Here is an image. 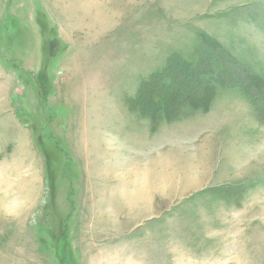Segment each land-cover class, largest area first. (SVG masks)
I'll return each mask as SVG.
<instances>
[{"label":"rangeland","instance_id":"374dc122","mask_svg":"<svg viewBox=\"0 0 264 264\" xmlns=\"http://www.w3.org/2000/svg\"><path fill=\"white\" fill-rule=\"evenodd\" d=\"M1 77L0 264H264V0H0Z\"/></svg>","mask_w":264,"mask_h":264},{"label":"crops","instance_id":"0c3cea01","mask_svg":"<svg viewBox=\"0 0 264 264\" xmlns=\"http://www.w3.org/2000/svg\"><path fill=\"white\" fill-rule=\"evenodd\" d=\"M7 75H8V73H7ZM2 78L3 77H1L0 79H2ZM7 98L9 100L8 101L9 104H7V102H6ZM14 113H15L14 102L13 101L10 102L9 96L8 97H6V95L2 96V98L0 99V157H1L2 161H12L13 156H11V153H9V152L6 153L4 151L5 150L7 151V148L9 146H12V149L17 146V144L14 145L16 143V138L14 140H12L13 137L8 136L7 135L8 133L4 132L6 129H12L11 126L9 127L8 123H10V118L15 116ZM15 130H16V128L13 131V135H14ZM1 134L4 138H1ZM20 140L22 141V144H21L22 147H23L24 143H26V147H28V144H27L28 142L25 139V137H24V139L21 138ZM30 140L32 141V143L36 142L32 136H31ZM206 142H208V141L206 140ZM19 143H20V141H19ZM191 143H193V142H191ZM202 144H205V143H202ZM21 146H20V150H21ZM171 158L173 159V157H171ZM171 158L169 160H165V158H164L163 160L159 159L156 161H173L174 159L172 160ZM187 161H190V160L187 159ZM194 161H198V160H194Z\"/></svg>","mask_w":264,"mask_h":264},{"label":"trees","instance_id":"16d2710c","mask_svg":"<svg viewBox=\"0 0 264 264\" xmlns=\"http://www.w3.org/2000/svg\"><path fill=\"white\" fill-rule=\"evenodd\" d=\"M182 67H184L185 69H188L189 68V66L188 67H185L184 65H182ZM181 68V66H175V67H173L171 70H173V72H182L181 70L182 69H180ZM252 79V82L253 83H255V79L254 78H251ZM199 81V80H198ZM159 81L157 80V79H154V80H152V81H150V83H148L149 84V87L150 88H146V89H143V91H142V95H141V97L142 96H144L143 97V99H144V101H145V103L148 105V103H149V99H150V95L153 93V91H154V89L155 88H152V87H156V86H158L159 85V83H158ZM200 82V81H199ZM246 82V81H245ZM200 85H202V83H199V85L198 86H200ZM205 88V87H204ZM204 88H202V89H195V91L197 92V94H201L202 96H205L204 95V92H206L205 90H204ZM145 90V91H144ZM253 93L252 94H247L246 92H243V90H240V92L239 93H242V95L245 97V98H247V99H249V101H251V102H253L254 104H252V105H254L255 106V109H256V111H257V113L259 114V115H262L263 113H264V110H263V106L262 105H260L259 103H261V98H264V93H262V92H264V91H262V92H254V91H252ZM190 97V96H189ZM190 98H192V97H190ZM172 99V98H171ZM170 99V100H171ZM191 100V99H190ZM195 100H199V99H195ZM143 101V100H142ZM143 101V102H144ZM175 104V103H174ZM173 104V101L171 102V106H173L174 105ZM149 106H152V104L150 103L149 104ZM152 107H154V106H152ZM175 107V106H174ZM173 107V108H174ZM171 108V107H170ZM179 108H178V111L176 110V112H175V115H177V114H179L180 112H179Z\"/></svg>","mask_w":264,"mask_h":264},{"label":"clouds","instance_id":"9594fccd","mask_svg":"<svg viewBox=\"0 0 264 264\" xmlns=\"http://www.w3.org/2000/svg\"><path fill=\"white\" fill-rule=\"evenodd\" d=\"M28 205L23 201H13L11 204L6 206L5 212L11 216H16L22 214Z\"/></svg>","mask_w":264,"mask_h":264}]
</instances>
